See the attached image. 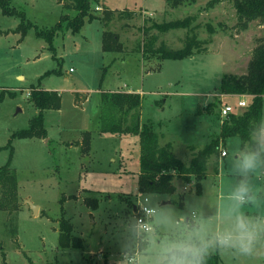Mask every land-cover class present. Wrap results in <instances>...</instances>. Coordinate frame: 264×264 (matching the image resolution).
Returning <instances> with one entry per match:
<instances>
[{"label":"rangeland","instance_id":"1","mask_svg":"<svg viewBox=\"0 0 264 264\" xmlns=\"http://www.w3.org/2000/svg\"><path fill=\"white\" fill-rule=\"evenodd\" d=\"M208 1L197 0L193 5L185 3L163 11L162 0H98L92 4L97 16L104 8L116 10L112 25L105 26L95 18L86 20L75 33L64 26L54 38L56 57L33 29L23 38L14 32L19 18L4 15L0 9V92L5 95L0 102V166L7 163L11 148L10 166L17 176L19 203L15 212L0 210V264H134L141 250L139 242L123 227L134 217L140 204L138 198L144 196L137 188L139 160L135 154L139 138L131 133L99 132L101 95L103 91L122 90L127 84L142 91L140 120H149L159 134V143H170L175 155L188 163L209 141L201 135L221 126L225 118L220 116L221 105L240 99L218 93L222 74H229V70L246 72L253 48L264 39V24L258 20L244 30L235 27L237 16L232 0H219L213 7L207 6ZM10 4L39 28H49L62 14L73 13L58 0H10ZM216 5L219 8L212 9ZM186 16L192 17L190 27L164 33L149 27L151 19L146 20L151 17L163 22ZM144 26L148 27L145 32ZM104 30L119 33L123 51H102ZM192 35L200 47L193 57L159 60L156 54L143 49L148 43L155 48L164 43L178 49ZM52 69L61 72L41 77ZM18 74L24 78H17ZM39 78L42 86L61 93L60 108L44 113L47 137L14 138L11 146L5 147L12 132L26 128L35 114L29 86L37 84ZM217 98L220 102L212 113H204L203 109ZM244 109L235 108V112L239 114ZM202 119L205 121L200 124ZM87 130L92 132L91 146L84 154L82 140ZM222 149L228 155L220 159L219 166L221 151L209 158L201 194L195 192L193 181L185 184L176 175L173 194H154L159 202L182 212L199 210L203 223L209 230L214 228L231 202L237 179L231 158L240 150L239 138H230ZM251 185L254 200L241 210L264 216L262 171L251 177ZM28 198L40 206L38 214H33L25 202ZM61 206L74 234L83 240L84 249L59 246ZM211 253L219 255V264H264V249L251 256Z\"/></svg>","mask_w":264,"mask_h":264},{"label":"trees","instance_id":"2","mask_svg":"<svg viewBox=\"0 0 264 264\" xmlns=\"http://www.w3.org/2000/svg\"><path fill=\"white\" fill-rule=\"evenodd\" d=\"M170 8H177L185 3H195L197 0H164ZM219 0H209L208 7H213ZM63 7L73 10L71 15L62 14L59 20L51 27L39 28L28 20L25 13L11 6L10 0H0V9L4 15L19 18V23L15 28L16 32L23 36L30 29L34 30L36 37L42 38L56 57L54 38L65 26L72 33L78 32L86 20L95 18L101 19L105 26L112 25L114 11L108 8L103 9L101 16H97L92 10V4L98 0H58ZM237 16L235 27L244 30L249 23L258 20L264 24V0H232ZM97 10V9H96ZM153 29L164 33L170 29L188 28L192 20L191 16H186L182 20H170L156 22L150 17ZM145 20V21H146ZM145 25V23H144ZM148 27L144 26L145 30ZM209 32L213 28L208 26ZM196 36L192 35L184 46L173 49L160 43L158 47H153L148 43L144 50L150 51L158 56L159 60L183 59L190 57L195 51L200 49ZM102 51L121 52L123 43L118 32L104 30L102 33ZM105 69V68H104ZM106 70V69H105ZM104 70V71H105ZM60 73V69L46 71L41 77L50 73ZM104 72L102 73V76ZM40 79L37 84L29 86V101L37 112L29 119L26 128L13 131L5 147H10L14 138L47 137V129L44 124V113L46 110H56L60 108L61 94L57 90L45 89L41 87ZM219 94L249 95V102L245 109L236 114L231 112L221 122L220 131L213 139L199 149L188 163L178 158L172 150V145L159 143V134L155 131L153 124L148 120H140L139 110L142 104V95L137 92L127 91H103L101 95L102 103L99 104L100 123L99 132L123 134L131 133L139 138V171L137 176L138 191L144 195L148 194H173L176 186L174 177L179 175L185 184L193 181L195 192L202 193V180L207 176L209 158L218 154L223 141L227 137H238L240 148L243 149L249 143V133L254 129L258 119L262 116L264 97V39H261L252 50L248 62L247 71L243 74L223 73L217 85ZM11 97L14 93L9 94ZM5 97L4 91L0 92V102ZM78 101V100H77ZM217 98L203 109L204 113L211 114L212 109L219 103ZM110 112L107 113V110ZM112 110H117L115 113ZM201 109L198 108V112ZM203 113V112H202ZM92 132H83L82 152L88 153L91 146ZM82 153V154H83ZM12 149L10 148L9 159L6 164L0 166V210L12 212L17 211L19 203L17 201V176L10 166ZM73 198V196H70ZM85 200H89L86 198ZM65 197L62 196L60 202L63 203ZM87 202V201H86ZM58 244L61 248L84 249L83 240L74 234V228L68 218L65 217L63 206H61V216L58 219ZM220 257L217 253H210L205 264H219ZM104 264H109L107 261Z\"/></svg>","mask_w":264,"mask_h":264},{"label":"clouds","instance_id":"3","mask_svg":"<svg viewBox=\"0 0 264 264\" xmlns=\"http://www.w3.org/2000/svg\"><path fill=\"white\" fill-rule=\"evenodd\" d=\"M231 166L238 177L231 202L211 230L203 223L199 210L182 212L164 206L154 194L138 198L140 207L151 218V226H145L143 219L131 217L123 227L139 242L141 250L134 264H205L211 252L251 256L264 249V216L241 210L254 200L251 177L264 170V116L249 133V143L233 153ZM148 204L153 206L148 208Z\"/></svg>","mask_w":264,"mask_h":264},{"label":"crops","instance_id":"4","mask_svg":"<svg viewBox=\"0 0 264 264\" xmlns=\"http://www.w3.org/2000/svg\"><path fill=\"white\" fill-rule=\"evenodd\" d=\"M163 1V3H164V8H163V11L164 10H168V9H173V8H170V7H168L167 5H166V3H165V1L164 0H162ZM192 5L194 4V3H191ZM217 7L219 8V5H216V7H214V8H212V9H217ZM105 9V8H104ZM151 11V10H150ZM153 12V11H152ZM154 13H156V12H154ZM158 14H160V12L158 13ZM16 28V27H15ZM15 28L13 29L14 30V32H16L15 31ZM202 52H207V50L206 51H202ZM202 52H199V53H202ZM197 53L195 52L194 54H192L190 57H193V56H195ZM248 62H249V60H248ZM248 62H247V65H248ZM247 65H246V69H247ZM230 68H232L231 66H230ZM71 69V68H70ZM229 74H240V73H235V72H233V71H231V70H229ZM245 73V72H244ZM241 74H243V73H241ZM19 77H22V79L24 78V76L22 75V74H18L17 75V78H19ZM129 86V84H127L126 85V87H124V88H122V90H118V91H135V92H137L136 91V89H134V88H131V87H128ZM41 87L42 88H45L44 86H42L41 85ZM45 89H49V88H45ZM51 90H56V89H51ZM58 91V90H57ZM59 92V91H58ZM142 91H140V92H137V93H141ZM60 93V92H59ZM61 94V93H60ZM140 95H142V94H140ZM233 96H238V98H240L242 95H233ZM86 98H87V95H86ZM85 98V99H86ZM75 102H77L76 101V97H75ZM82 103H83V101H81ZM80 102V104H82ZM78 103V102H77ZM263 108H264V97H263ZM263 108H262V116H263ZM37 112V110L35 109V113ZM200 119V118H199ZM202 121H205V119H202V120H200V124H202L201 122ZM219 131H220V125L218 124L215 128H214V130L212 129V131L211 132H206V134L204 135H201L202 137H204L206 140L207 139H209V141L208 142H210V140L211 139H213L215 136H211V135H213V134H215V135H217L218 133H219ZM137 137H138V135H136ZM230 138H233V137H227V138H225L224 139V141H223V145L224 146H226V143H227V140H229ZM139 140V139H138ZM240 141V140H239ZM208 142H205V144H207ZM139 144V143H138ZM68 147H71V146H68ZM74 147V146H73ZM240 150H241V148H240ZM136 156H138L139 155V147H138V151H137V153L135 154ZM228 155V152H227V154L225 155V156H221V152H220V157H219V161H218V166H219V164H220V159L221 158H223V157H226ZM217 171H219V170H217ZM262 172L264 173V170H262ZM216 174H218V172H216ZM208 175V174H207ZM238 178V177H237ZM202 191H203V188H202ZM139 192V191H138ZM140 193V192H139ZM26 200H29V198L28 199H25V201ZM39 208H40V206H38Z\"/></svg>","mask_w":264,"mask_h":264},{"label":"built area","instance_id":"5","mask_svg":"<svg viewBox=\"0 0 264 264\" xmlns=\"http://www.w3.org/2000/svg\"><path fill=\"white\" fill-rule=\"evenodd\" d=\"M96 9H99L98 6L95 7ZM71 70V69H70ZM221 96H223V94H221ZM249 95H242L240 97V99L233 104H222L220 107V116L221 117H226L228 114H230L231 112H235V108H243L246 107L248 102L246 101V98H249ZM227 154V151L225 149L221 150V156H225ZM142 193H139V195ZM144 195V194H143ZM146 207L150 208L148 205H146ZM135 209V208H134ZM136 211L134 212V217L143 219L145 222V226L150 227L151 226V218L147 215V213L145 212L144 209H142L139 206L135 209Z\"/></svg>","mask_w":264,"mask_h":264},{"label":"water","instance_id":"6","mask_svg":"<svg viewBox=\"0 0 264 264\" xmlns=\"http://www.w3.org/2000/svg\"><path fill=\"white\" fill-rule=\"evenodd\" d=\"M47 142H48V140H46V143H47ZM25 202L29 205V207H30V209L32 210V213H33V214H38V210H39L38 205H35V204L32 203L30 200H26Z\"/></svg>","mask_w":264,"mask_h":264}]
</instances>
